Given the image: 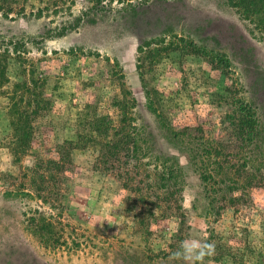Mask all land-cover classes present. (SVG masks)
<instances>
[{
  "label": "rangeland",
  "instance_id": "obj_1",
  "mask_svg": "<svg viewBox=\"0 0 264 264\" xmlns=\"http://www.w3.org/2000/svg\"><path fill=\"white\" fill-rule=\"evenodd\" d=\"M261 14L0 0V264H183L192 240L214 243L205 264H264ZM122 118L136 171L105 147ZM36 209L50 235L27 222Z\"/></svg>",
  "mask_w": 264,
  "mask_h": 264
},
{
  "label": "trees",
  "instance_id": "obj_2",
  "mask_svg": "<svg viewBox=\"0 0 264 264\" xmlns=\"http://www.w3.org/2000/svg\"><path fill=\"white\" fill-rule=\"evenodd\" d=\"M111 2L114 1H119V2H123V1H127V0H110ZM232 3H234L235 7L237 8H241L243 9L244 13H262V17H263V33H264V0H230ZM1 61V60H0ZM6 62V61H5ZM5 67V66H4ZM3 66H0V83H2L3 78L5 77V72H6V68H4ZM46 100V99H44ZM48 103V102H47ZM46 104H39V102H37V107H36V112L38 113V115H44L46 113V111L49 110V104L47 106ZM121 106V112L123 113V111L125 110V108H123L125 105L120 103ZM248 118H251V115L248 116ZM125 118L121 119L120 124L115 128H113L114 133H113V141L112 142H106L105 147L108 148V153L111 152V156L113 158L118 157V153L120 151H124V153L126 152L127 154V160L133 162L132 164V168L133 171L138 170L139 167V160L138 157L136 156V144L133 138L134 132H131L130 134L128 132H126L124 124H125ZM100 119H95L92 123H91V127L94 131H96L99 134L104 133V131H106L108 129V127L104 126V124H102L100 121ZM251 125V122H250ZM251 131V129L249 130ZM80 137V136H79ZM78 144V140L76 141H72V140H65L64 144L61 146V148L63 149V151L67 152V156L66 159L69 158V152L71 149H74ZM113 150V151H112ZM106 150H104L105 152ZM103 155V153L101 152L100 158H105ZM107 156H109L107 154ZM52 166L55 167V169H59L62 167L60 165V162L58 161H52ZM128 164V162L126 163ZM131 164H129L130 166ZM130 179V178H129ZM128 185V184H127ZM175 190H178L179 188L174 185ZM137 192L140 191V187H136L134 188ZM157 198H159V196H157ZM46 201V200H44ZM37 215L39 216V219H37ZM43 213H41L38 209L34 210V213L31 214V216L29 217V219L27 220V222L29 223V225H33L35 227L36 223L39 220V223H41L42 225L41 230L45 231V233L47 235H50L53 231H52V224L49 222H46L45 218L43 216ZM50 218H53V216H50ZM50 239V238H49ZM56 243V242H55Z\"/></svg>",
  "mask_w": 264,
  "mask_h": 264
},
{
  "label": "clouds",
  "instance_id": "obj_3",
  "mask_svg": "<svg viewBox=\"0 0 264 264\" xmlns=\"http://www.w3.org/2000/svg\"><path fill=\"white\" fill-rule=\"evenodd\" d=\"M107 222L109 225H116L111 221ZM101 226H103V222H101ZM214 252V243L192 240L183 242L180 249L172 254V257L175 260L183 261V264H205L206 257L212 256Z\"/></svg>",
  "mask_w": 264,
  "mask_h": 264
}]
</instances>
